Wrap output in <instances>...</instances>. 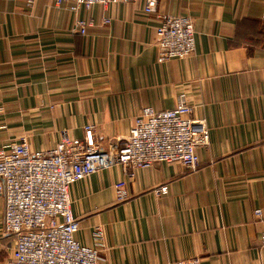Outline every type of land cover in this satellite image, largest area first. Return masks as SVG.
I'll return each mask as SVG.
<instances>
[{"label":"crops","instance_id":"1","mask_svg":"<svg viewBox=\"0 0 264 264\" xmlns=\"http://www.w3.org/2000/svg\"><path fill=\"white\" fill-rule=\"evenodd\" d=\"M145 5L73 13L55 0H0V148L27 138L32 151L51 149L92 124L111 151L144 108L171 110L185 93L209 130L200 168L156 163L129 178L118 165L76 183L77 239L102 245L101 264H264L254 214L264 217V0H158L152 15ZM169 14L193 19L196 50L160 64L156 28ZM78 20L93 22L86 35ZM13 247L0 197V264Z\"/></svg>","mask_w":264,"mask_h":264},{"label":"built area","instance_id":"2","mask_svg":"<svg viewBox=\"0 0 264 264\" xmlns=\"http://www.w3.org/2000/svg\"><path fill=\"white\" fill-rule=\"evenodd\" d=\"M36 0H26L32 6ZM144 13L156 12L158 0H145ZM140 0H55L77 13L82 7H110L138 4ZM110 21L106 19L105 24ZM90 20H78L77 31L86 35ZM158 63L186 59L196 50L195 24L191 17L162 15L156 28ZM194 106L185 93L177 97L171 110L146 107L135 119L129 136L111 151L97 141L96 127H84L82 139L64 136L51 149L32 151L27 138L0 148V197L5 201V231L14 238L11 264H101V247L81 244L77 239L80 222L72 212L70 191L76 183L92 175L122 166L129 178L137 169L156 163H176L184 171L200 168L199 150L209 146V130L204 120L194 118ZM127 182L115 188L119 201L128 197ZM166 195L168 185L157 191ZM255 216L264 223L261 209ZM102 239V232L96 233ZM260 246L264 249V227ZM179 264H198V260Z\"/></svg>","mask_w":264,"mask_h":264}]
</instances>
